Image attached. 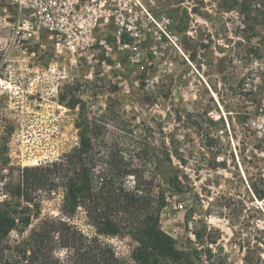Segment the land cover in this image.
<instances>
[{"label":"rangeland","instance_id":"rangeland-1","mask_svg":"<svg viewBox=\"0 0 264 264\" xmlns=\"http://www.w3.org/2000/svg\"><path fill=\"white\" fill-rule=\"evenodd\" d=\"M147 2L170 22L166 34L150 27L146 57L119 51L110 27L71 64L52 43L25 53L14 41L17 8L0 0V82L9 87L0 88V173L11 196L0 209L17 218L1 242L24 249L43 222L64 221L129 258L138 212L118 213L127 229L108 237L85 200L65 204L70 183L97 193L104 177L130 191L150 184L144 207L188 264H264V134L252 126L264 120V0ZM82 139L85 181L67 164ZM48 245L65 263L60 241Z\"/></svg>","mask_w":264,"mask_h":264},{"label":"trees","instance_id":"trees-1","mask_svg":"<svg viewBox=\"0 0 264 264\" xmlns=\"http://www.w3.org/2000/svg\"><path fill=\"white\" fill-rule=\"evenodd\" d=\"M88 149L89 145L82 139L81 148L75 150V155L67 157V164L74 168L79 181L87 180L89 168L82 155L88 152ZM80 151L82 153L77 154ZM110 165L118 175L119 167H116L113 161ZM131 173L138 172L128 169L124 175L129 176ZM141 184L143 188L150 186L149 183ZM98 185H100L99 191L93 193V189L89 186L85 188L70 183L67 187L65 204L70 209L78 208L81 204L80 200H85L82 204L89 210V219L97 230V235L108 237H118L127 229V226L123 225L127 218L117 220L115 216H118V213L128 217L138 212L142 221L128 227L129 235L137 244L129 258L118 256L112 245L99 237L85 236L64 221L43 222L42 231H34L28 246L24 249L4 247L1 240L14 230L17 218L13 217L15 212L11 209L8 211L0 209V264H188L184 254L175 249L172 237L161 229L159 216L145 209L147 201H144L145 197L142 195L143 189L139 187L140 185L130 191L117 188L111 182L106 183L104 177L100 178ZM7 205L6 203L0 207ZM26 223L29 224V220ZM55 237L67 253L65 263L56 257L55 249L48 245V240L51 241ZM6 252L11 253L6 254Z\"/></svg>","mask_w":264,"mask_h":264},{"label":"built area","instance_id":"built-area-1","mask_svg":"<svg viewBox=\"0 0 264 264\" xmlns=\"http://www.w3.org/2000/svg\"><path fill=\"white\" fill-rule=\"evenodd\" d=\"M11 4L18 11L15 43L33 56L36 44L46 51L52 43L54 55L72 56L71 64H76L80 52L96 45L98 34L110 27L119 51L129 53L132 59H143L148 55L145 36L150 27L165 33L163 25L170 22L166 17L156 20L147 0H11ZM99 44L108 48L105 41ZM0 88L9 87L1 81ZM252 126L257 134H264V120H254ZM9 186L8 176L0 173V205L11 200Z\"/></svg>","mask_w":264,"mask_h":264}]
</instances>
